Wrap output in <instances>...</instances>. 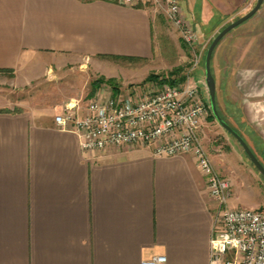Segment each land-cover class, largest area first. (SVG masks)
<instances>
[{"label": "crops", "instance_id": "crops-1", "mask_svg": "<svg viewBox=\"0 0 264 264\" xmlns=\"http://www.w3.org/2000/svg\"><path fill=\"white\" fill-rule=\"evenodd\" d=\"M246 1L180 6L208 25ZM177 34L142 3L0 0V264H140L155 255L209 264L216 204L191 154L157 156L142 144L84 151L54 120L66 105L84 116L90 83L113 69L145 78L139 69L154 64L162 41L182 42Z\"/></svg>", "mask_w": 264, "mask_h": 264}, {"label": "built area", "instance_id": "built-area-1", "mask_svg": "<svg viewBox=\"0 0 264 264\" xmlns=\"http://www.w3.org/2000/svg\"><path fill=\"white\" fill-rule=\"evenodd\" d=\"M111 1L151 6L166 17L183 44L194 51L197 34L181 9L180 0ZM207 108L199 86L186 77L181 85L164 82L123 94L107 87L88 102L84 116L66 105L54 120L59 129L77 135L84 151L142 144L151 146L157 156L191 154L205 175L216 204L209 264H264V209L229 206L230 182L215 170L198 134ZM140 264H166V257L155 255Z\"/></svg>", "mask_w": 264, "mask_h": 264}, {"label": "rangeland", "instance_id": "rangeland-1", "mask_svg": "<svg viewBox=\"0 0 264 264\" xmlns=\"http://www.w3.org/2000/svg\"><path fill=\"white\" fill-rule=\"evenodd\" d=\"M255 3L256 0H247L234 11V16H224L220 21L208 25L193 22L197 34L194 51L188 49L178 38L174 41H162V54L158 60L151 67L139 69L140 73L147 72L145 78L139 76L138 79L130 80L132 78L119 67L113 69L117 72L114 77L98 76L105 80L101 81L99 90L94 91L87 100L89 102L107 87L113 93L123 94L133 88L157 86L164 83L163 76L179 69L178 77H189L199 86L202 96L207 100V113L198 134L203 146L211 155L217 156L228 171L222 175L215 169L230 182V204L233 200L238 207L264 209V177L237 140L216 121L210 110L204 81V59L210 42L224 26L247 13ZM176 32L178 33L177 29ZM211 72L216 84L219 114L243 137L264 166V1L251 18L233 28L218 42L211 57ZM151 74L156 77L147 78ZM2 78L4 79L0 75V79ZM9 78L11 74L5 73L6 82ZM106 79L114 80L110 83ZM182 83L183 81L177 85ZM29 91L30 87L23 89L25 96Z\"/></svg>", "mask_w": 264, "mask_h": 264}, {"label": "water", "instance_id": "water-1", "mask_svg": "<svg viewBox=\"0 0 264 264\" xmlns=\"http://www.w3.org/2000/svg\"><path fill=\"white\" fill-rule=\"evenodd\" d=\"M264 0H256L255 5L244 15L240 16L236 20L230 22L226 26H224L212 39L210 42L204 59V81L208 90V96H209V103H210V110L215 117L216 121L219 123V125L224 128L227 132H229L241 145L244 152L247 154L251 162L254 164L256 169L259 171V173L264 177V166L259 161V159L256 157L252 149L249 147L247 142L243 139V137L229 124L227 123L219 114V111L217 109L216 104V84L214 77L211 72V57L213 54V51L218 44V42L233 28L236 26L242 24L249 18H251L261 7Z\"/></svg>", "mask_w": 264, "mask_h": 264}, {"label": "trees", "instance_id": "trees-1", "mask_svg": "<svg viewBox=\"0 0 264 264\" xmlns=\"http://www.w3.org/2000/svg\"><path fill=\"white\" fill-rule=\"evenodd\" d=\"M178 75H179V69H174L167 76H163L162 81L168 82L171 85H177L185 80V75H181L179 77ZM153 77L156 76L151 74L147 78H153ZM102 80H105V78H100V79L98 78L91 82V94L95 91L96 88H98ZM106 80L107 82L113 83L114 79H106Z\"/></svg>", "mask_w": 264, "mask_h": 264}]
</instances>
